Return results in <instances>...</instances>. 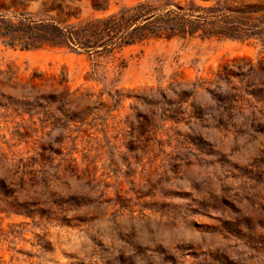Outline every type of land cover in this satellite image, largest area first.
<instances>
[{"label":"rangeland","instance_id":"obj_1","mask_svg":"<svg viewBox=\"0 0 264 264\" xmlns=\"http://www.w3.org/2000/svg\"><path fill=\"white\" fill-rule=\"evenodd\" d=\"M43 1L0 15L55 16ZM100 1H67L71 21L143 0ZM242 57L260 71L264 40L96 56L0 37V264H264V75L223 102L242 83L217 74Z\"/></svg>","mask_w":264,"mask_h":264},{"label":"trees","instance_id":"obj_2","mask_svg":"<svg viewBox=\"0 0 264 264\" xmlns=\"http://www.w3.org/2000/svg\"><path fill=\"white\" fill-rule=\"evenodd\" d=\"M67 1L75 0L43 1L46 11L55 12L48 19L22 15L11 21L0 15V37L5 44H18L21 49L47 44L96 56L111 55L127 45L150 39L196 34L264 40V0H143L102 17L76 22L71 19L77 18V13ZM89 2L92 8H101L100 0ZM258 66L260 71L244 57L225 61L217 69L219 79L229 84V77L238 75L242 85H230L235 93L221 96V100L233 99L239 89L249 86L251 76L264 75V65Z\"/></svg>","mask_w":264,"mask_h":264}]
</instances>
